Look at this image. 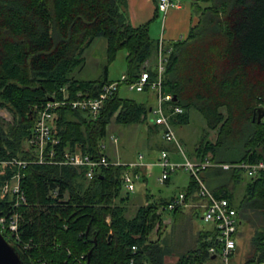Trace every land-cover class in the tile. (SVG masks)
Here are the masks:
<instances>
[{
  "label": "trees",
  "instance_id": "1",
  "mask_svg": "<svg viewBox=\"0 0 264 264\" xmlns=\"http://www.w3.org/2000/svg\"><path fill=\"white\" fill-rule=\"evenodd\" d=\"M191 8L197 21L185 38L164 51L168 53L163 90L176 97L169 104L183 109L170 121L174 127L187 124L190 109L202 116L205 127L190 154L198 161L208 157L218 163L262 160L264 120L258 122L257 116L264 106V0H194ZM99 37L106 43L102 76L93 80L73 77L84 63L85 48ZM120 49L127 51L128 82L136 81L143 70L155 79L156 64L145 63L157 57L158 40L151 38L149 22L130 23L126 0H0V109L11 114L10 121L0 116V158L29 161L21 169L27 200L22 236L36 245L20 253L29 264L79 260L130 264L131 259L132 264H163L165 249L149 236L159 218L158 207L170 198L143 204L128 218L129 192L121 196L126 166L103 168L87 179L73 166L33 162L34 153L25 147L35 108L51 94L61 98L62 88L69 98L78 91L97 95L111 82L107 64ZM121 86L95 119L66 106L56 111L58 154L77 150L98 157L105 154L101 141L111 121L149 123L153 104L121 97ZM210 131L216 132L214 140L209 138ZM234 138L239 142L232 148L228 143ZM12 170L16 168L0 169V183ZM130 170L135 173L140 168ZM199 176L215 197L229 201L241 224L252 226L259 260L264 240V170L245 181L240 196L237 189L245 174L238 169L206 167ZM189 177L186 199L198 203V183ZM65 193L68 197L63 201ZM181 211H173L175 219ZM206 236L199 231L195 246L176 264H204L211 259L207 248L213 244V229L208 240Z\"/></svg>",
  "mask_w": 264,
  "mask_h": 264
},
{
  "label": "built area",
  "instance_id": "2",
  "mask_svg": "<svg viewBox=\"0 0 264 264\" xmlns=\"http://www.w3.org/2000/svg\"><path fill=\"white\" fill-rule=\"evenodd\" d=\"M178 5L179 0L157 1L158 10L162 14ZM164 51L165 48L160 38L157 51V75L153 80L150 79L148 72L143 70L136 81L128 82L127 76L122 75L120 80L104 84L95 96H88L78 91L73 97L69 98L65 88L61 89V98H58L55 94H51L45 103L35 108L34 124L30 135L25 140V147L34 153L33 162L38 164L73 166L82 172L87 179H91L101 169L110 166H126L129 170L139 167L142 155H139L136 161L126 163L109 160L106 154L92 157L88 154H82L77 150L72 152L66 150L58 154L57 146L60 143V138L57 134L56 120L58 116L56 111L66 106L87 114L90 119H95L101 113L104 103L116 94L121 84L125 85L129 90L136 92H142L145 88L155 92V103L150 107L149 122L160 127L162 139L167 142H173L185 159L183 164L173 163L169 159L168 152L162 150L155 162L162 170L158 181L164 183L169 178L171 172L177 168H183L197 181V195L201 199L198 203L189 202L186 199V193L179 192L177 195L170 197L166 204L161 205L160 212H173L175 209H185L188 207L201 210V219L204 222L212 223L215 230L213 244L207 248V251L212 257H219L223 262L227 263L236 250V234L240 221L235 208L230 205L226 198L215 197L200 178L199 172L206 167H221L224 170L235 168L249 177H255L264 170V159L256 162L216 163L211 161L209 157L203 161L187 159L185 157L181 144L176 137L174 126L170 121L173 115L183 113V109L169 104L173 100V95L164 91L162 86V73L168 53L166 52L165 54ZM262 119L264 120V116ZM101 148L104 150L102 144ZM28 162V160H20L14 157L9 159L0 158V169L4 166H14L16 168V170H12L8 178L0 183V233L10 245L17 248L21 253L30 250L36 245L32 239L26 241L22 236V226L24 224L23 208H25L27 200L21 187L23 178L21 169ZM129 170L124 171L121 179L123 187L128 192H132L135 188V180L138 178V174H132ZM55 193L53 192V194ZM159 220L161 221V217L158 218L154 229H156ZM164 220L170 221V219ZM132 249L135 250V247H132ZM81 257L84 256L81 255ZM132 263L133 259L130 260V264ZM42 264H46L45 261ZM74 264L87 263L79 260L75 261ZM258 264H264V240Z\"/></svg>",
  "mask_w": 264,
  "mask_h": 264
},
{
  "label": "rangeland",
  "instance_id": "3",
  "mask_svg": "<svg viewBox=\"0 0 264 264\" xmlns=\"http://www.w3.org/2000/svg\"><path fill=\"white\" fill-rule=\"evenodd\" d=\"M127 51L120 49L112 62L107 64V77L110 81L120 80L122 75L127 76L126 65ZM84 63L73 72V77L78 79L93 80L102 76L103 66L106 64V43L102 37L96 38L87 48L84 53ZM157 57L150 59V66L154 67ZM120 96L133 99L138 103H151L155 101V92H136L129 90L125 85L120 88ZM189 122L187 124H176V137L181 144L182 151L187 159L196 160L190 156L195 143L202 134V129L205 127V122L202 116L194 109L188 111ZM0 116L5 120H11V114L0 109ZM215 131H210L209 138L214 140ZM116 138V143L112 141ZM239 140L234 138L229 141V145L234 148ZM105 145V151L113 158L120 159L122 162L136 161L139 155H142L143 164L140 169L138 178L135 180V189L129 192V199L126 201L127 213L126 216H132L138 206L142 204L144 196L149 194L155 198L177 195L179 192H185L190 177L189 172L183 168H177L169 174L166 182L161 183L158 177L161 174V168L154 164L162 149H167L168 156L171 162L183 164L185 159L173 142H167L160 139L159 136L150 134L144 124H116L111 121L106 130V135L101 141ZM218 163V162H216ZM221 163V162H220ZM229 163V162H222ZM249 177L245 175L237 189V194L240 195L244 189V183ZM127 190L123 187L121 196L125 197ZM68 197L67 193L63 196V201ZM161 206L157 209V215L161 217L158 221L156 229L150 234V240H156L165 249L163 264H176L180 256L185 255L194 246L197 239L198 230L209 229L213 225L209 222H204L200 217H194L191 220L189 209L185 208V214H178L176 219L173 218V212H160ZM192 211V210H190ZM164 219H171L169 222ZM107 221L109 219L107 218ZM252 226H248L242 234L243 239L239 243V249L235 255V259H241L255 250V247L250 241V234L253 233ZM252 235V234H251ZM247 258V257H246ZM229 262V261H228ZM223 262L219 257L205 261L204 264H229Z\"/></svg>",
  "mask_w": 264,
  "mask_h": 264
},
{
  "label": "crops",
  "instance_id": "4",
  "mask_svg": "<svg viewBox=\"0 0 264 264\" xmlns=\"http://www.w3.org/2000/svg\"><path fill=\"white\" fill-rule=\"evenodd\" d=\"M126 1H127V12L129 15L130 23L133 26H140L146 22H149V33H150L151 38L156 39L158 41L161 38L165 50H169L171 47V44L173 42H175L176 40H179L181 38H185L189 28L193 24H195V22L197 21V17L191 8V4L194 0H179V5L177 7L170 8L165 14H162L160 11L156 10L155 1H158V0H126ZM145 65L150 66V60H148L145 63ZM156 65H157V63H156ZM154 103H155V101H154ZM154 103H153V105H154ZM149 111H150V109H149ZM141 124H144L146 126V128L150 134H152L155 137L159 136L160 139L162 140L160 127L153 126L152 123H150V122L149 123L143 122ZM114 139H116V138H113L112 141L114 143H116V141H114ZM102 145L104 146L105 154L112 161L122 162L120 159H113L105 151V145L104 144H102ZM162 150L167 151V149H162ZM142 159H143V157H142ZM142 159H141V161H142ZM138 168H140V169L144 168L143 164L141 162H140V165ZM129 172L134 174L131 170H129ZM135 173H137V172H135ZM241 194H242V191H241ZM240 195H238V196H240ZM170 197L171 196H168L166 198H162V197L155 198L149 194H146L144 196L142 204H140L138 207H140L141 205L146 204L148 202L161 201L163 199H168ZM125 205H126V203H125ZM188 212H190V215L192 216L191 220H193L194 217H200L201 218V210L195 209V210L190 211V209H189ZM126 213H127V206H126ZM181 213L185 214L186 213L185 209H182ZM181 213H179V214H181ZM134 214L132 216H134ZM132 216H130V217L127 216V217L131 218ZM172 219H175V215L173 216ZM247 227L248 226L241 224V223L239 225L238 232L236 234V250H235L234 254L232 255V257L230 258V260L228 262L229 264H258L259 260L257 259L258 257L256 258V256H255V250L254 249H252V251L246 255L247 258L244 257L241 259H235V255L239 249V243L243 239L242 234L246 231ZM212 229L215 233L214 226H212L209 229L201 230V231L207 233V236L204 239L208 240L210 238L209 235H210V231ZM199 231L200 230H198V232ZM251 234H250V241L252 240ZM214 258L215 257H213V258L211 257L210 260H212Z\"/></svg>",
  "mask_w": 264,
  "mask_h": 264
},
{
  "label": "water",
  "instance_id": "5",
  "mask_svg": "<svg viewBox=\"0 0 264 264\" xmlns=\"http://www.w3.org/2000/svg\"><path fill=\"white\" fill-rule=\"evenodd\" d=\"M173 100H176L175 96H173ZM258 113L257 121L259 122L264 116V108H259ZM108 238H110V234ZM20 253L21 252L14 246L10 245L0 233V264H29L27 259H25Z\"/></svg>",
  "mask_w": 264,
  "mask_h": 264
}]
</instances>
